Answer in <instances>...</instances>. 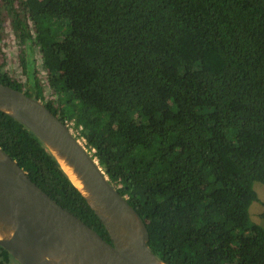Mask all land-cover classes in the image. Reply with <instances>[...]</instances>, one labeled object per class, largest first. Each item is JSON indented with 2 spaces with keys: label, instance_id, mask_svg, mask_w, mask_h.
<instances>
[{
  "label": "trees",
  "instance_id": "trees-1",
  "mask_svg": "<svg viewBox=\"0 0 264 264\" xmlns=\"http://www.w3.org/2000/svg\"><path fill=\"white\" fill-rule=\"evenodd\" d=\"M2 2L33 85L10 76L1 46L0 84L77 134L145 223L155 256L264 264V229L249 221L253 184L264 185V0ZM3 27L0 12V41ZM25 50L40 56L56 101H44ZM0 148L111 243L44 145L2 112ZM11 263L0 247V264Z\"/></svg>",
  "mask_w": 264,
  "mask_h": 264
},
{
  "label": "water",
  "instance_id": "water-1",
  "mask_svg": "<svg viewBox=\"0 0 264 264\" xmlns=\"http://www.w3.org/2000/svg\"><path fill=\"white\" fill-rule=\"evenodd\" d=\"M0 112L39 139L111 242L60 207L0 148V227L12 232L10 238L0 240V247L16 262L165 264L148 246L145 223L109 182L96 158L40 100L0 84Z\"/></svg>",
  "mask_w": 264,
  "mask_h": 264
},
{
  "label": "rangeland",
  "instance_id": "rangeland-1",
  "mask_svg": "<svg viewBox=\"0 0 264 264\" xmlns=\"http://www.w3.org/2000/svg\"><path fill=\"white\" fill-rule=\"evenodd\" d=\"M0 12L4 26V32L3 37L0 41V46L5 53L6 70L9 72L12 78L18 80L22 85H24L25 88H30V86L33 85V80L27 81V79H25L18 61V55L20 53V50L23 49V47L21 46L22 44L20 43V41L14 36L13 32H11L10 30V18L5 10L2 0H0ZM25 55H27L26 50ZM39 57L40 56L36 53H33V51L30 52L29 55H27V58L32 63L33 68L35 67L34 73L33 75H31L32 77L35 76L34 78H36L38 83L42 86L45 96L44 101H56L57 96L53 93L52 89L47 83L48 76L45 74L43 68L41 67ZM73 133L75 136H77L75 132ZM253 189L255 190L258 199L255 203L251 205L249 209V221L250 223L257 224L264 229V220L259 217V215L264 212V185L260 183H254ZM240 256L247 257L248 253L243 251V253H240Z\"/></svg>",
  "mask_w": 264,
  "mask_h": 264
},
{
  "label": "bare ground",
  "instance_id": "bare-ground-1",
  "mask_svg": "<svg viewBox=\"0 0 264 264\" xmlns=\"http://www.w3.org/2000/svg\"><path fill=\"white\" fill-rule=\"evenodd\" d=\"M62 165H63V168L64 170L70 175V177L72 178L71 176V173H70V170L64 166V163L63 161H61ZM73 180V179H72ZM74 183L79 187V185L74 181ZM12 232L10 229H3L2 227H0V240H3V239H8L10 238Z\"/></svg>",
  "mask_w": 264,
  "mask_h": 264
},
{
  "label": "flooded vegetation",
  "instance_id": "flooded-vegetation-1",
  "mask_svg": "<svg viewBox=\"0 0 264 264\" xmlns=\"http://www.w3.org/2000/svg\"><path fill=\"white\" fill-rule=\"evenodd\" d=\"M19 82V81H18ZM25 90H28V88H25L24 85H22Z\"/></svg>",
  "mask_w": 264,
  "mask_h": 264
},
{
  "label": "built area",
  "instance_id": "built-area-1",
  "mask_svg": "<svg viewBox=\"0 0 264 264\" xmlns=\"http://www.w3.org/2000/svg\"><path fill=\"white\" fill-rule=\"evenodd\" d=\"M84 143V142H83ZM91 154V153H90Z\"/></svg>",
  "mask_w": 264,
  "mask_h": 264
}]
</instances>
